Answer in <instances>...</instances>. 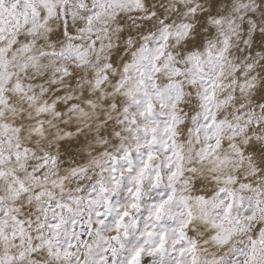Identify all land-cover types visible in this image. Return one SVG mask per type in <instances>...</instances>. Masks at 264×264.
Wrapping results in <instances>:
<instances>
[{"label": "snow or ice", "instance_id": "snow-or-ice-1", "mask_svg": "<svg viewBox=\"0 0 264 264\" xmlns=\"http://www.w3.org/2000/svg\"><path fill=\"white\" fill-rule=\"evenodd\" d=\"M0 264H264V0H0Z\"/></svg>", "mask_w": 264, "mask_h": 264}]
</instances>
